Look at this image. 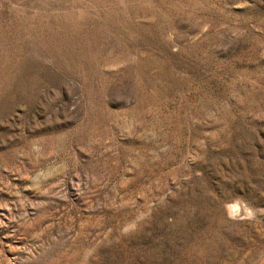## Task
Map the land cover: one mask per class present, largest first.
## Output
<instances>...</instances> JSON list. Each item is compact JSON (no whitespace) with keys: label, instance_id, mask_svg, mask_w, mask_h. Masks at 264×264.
I'll return each mask as SVG.
<instances>
[{"label":"rangeland","instance_id":"obj_1","mask_svg":"<svg viewBox=\"0 0 264 264\" xmlns=\"http://www.w3.org/2000/svg\"><path fill=\"white\" fill-rule=\"evenodd\" d=\"M0 264H264V0H0Z\"/></svg>","mask_w":264,"mask_h":264},{"label":"clouds","instance_id":"obj_2","mask_svg":"<svg viewBox=\"0 0 264 264\" xmlns=\"http://www.w3.org/2000/svg\"><path fill=\"white\" fill-rule=\"evenodd\" d=\"M232 206H230V208H231ZM230 215H231V213H230Z\"/></svg>","mask_w":264,"mask_h":264},{"label":"bare ground","instance_id":"obj_3","mask_svg":"<svg viewBox=\"0 0 264 264\" xmlns=\"http://www.w3.org/2000/svg\"><path fill=\"white\" fill-rule=\"evenodd\" d=\"M240 211V210H239Z\"/></svg>","mask_w":264,"mask_h":264}]
</instances>
